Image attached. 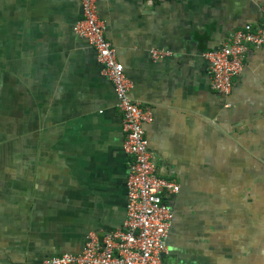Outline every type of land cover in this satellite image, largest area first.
<instances>
[{"label":"crops","instance_id":"1","mask_svg":"<svg viewBox=\"0 0 264 264\" xmlns=\"http://www.w3.org/2000/svg\"><path fill=\"white\" fill-rule=\"evenodd\" d=\"M173 219L162 264H264V45L228 95L202 52L264 0H97ZM80 0H0V264L82 251L122 226L127 163L112 83L72 30ZM167 50L153 60L150 50Z\"/></svg>","mask_w":264,"mask_h":264},{"label":"built area","instance_id":"2","mask_svg":"<svg viewBox=\"0 0 264 264\" xmlns=\"http://www.w3.org/2000/svg\"><path fill=\"white\" fill-rule=\"evenodd\" d=\"M96 1L80 0L81 16L72 30L93 48L102 75L112 83L116 107L121 112L122 147L129 157L125 180V218L120 228L100 237L90 232L79 253L65 252L27 264H162V254L167 251L166 241L173 219L167 198L178 192L179 184L157 172L143 128L144 123L152 121L151 112L130 95L132 83L116 58L114 46L105 37V25L98 16ZM262 45L264 7L257 24L246 23L232 30L218 48L202 52L208 63L210 87L228 95L232 79L243 69L249 48ZM150 53L153 60L169 54L161 49H151Z\"/></svg>","mask_w":264,"mask_h":264}]
</instances>
